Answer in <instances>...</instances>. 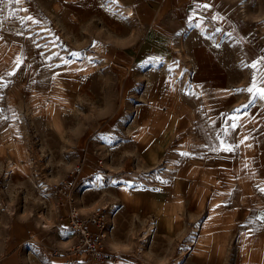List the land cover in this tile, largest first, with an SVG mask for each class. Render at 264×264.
<instances>
[{"label":"crops","instance_id":"obj_1","mask_svg":"<svg viewBox=\"0 0 264 264\" xmlns=\"http://www.w3.org/2000/svg\"><path fill=\"white\" fill-rule=\"evenodd\" d=\"M35 1L21 0L19 4L30 8ZM42 1L55 3L78 21L102 16L105 10L100 0ZM116 1L127 12L117 16L130 20L143 34V40L134 45L133 52L110 64L124 73L131 65L146 67L145 78L151 85L146 86L136 104L135 116L124 137L114 142L106 137L108 142L103 144L98 140L97 149L91 152L84 148L85 141L77 144V155L71 160L82 162L78 177L102 174L103 169L96 164V151L104 157L106 169L134 168L141 172L180 154L188 134L201 153L183 161L173 172L171 182L158 191L129 188L117 183V178L102 188H88L77 197L80 211L88 212L97 203L117 204L105 248L118 251L122 264H148L130 255L128 249L133 245L132 233L149 216L156 221L149 250L158 262L169 254L172 242L180 240L187 221L196 220L202 213L206 233L185 261H207V251L202 255L201 248L214 242V254L222 264L230 257L228 247L237 233L234 264H264V192L260 191L264 189V95L259 92L264 89L263 37L256 27L249 26L234 0ZM195 24L200 28L209 24L222 36L215 41L211 30L196 29ZM14 54L0 36V75L24 61ZM172 69L189 70L195 88L190 102L183 100L177 85L169 79L167 73ZM34 86L42 91L40 85ZM249 88L253 91L249 92ZM55 98L64 100L67 96L59 94ZM50 103L41 106L36 114L44 120L40 124L44 135L59 138L65 130V109L59 100L57 107H50ZM232 113L236 114L235 120ZM228 148L231 150H225ZM52 156L60 161L58 150ZM4 158L11 161L6 173H10L12 181L24 184L29 167L23 145L13 137L0 138V161ZM29 204L28 219L20 215L11 219L8 233L1 230L4 220L0 218V264H63V258L51 252L74 241L72 233L64 230L65 210L59 221L54 214L47 225L42 223L46 219H39L42 205L47 204ZM85 260L87 264H106Z\"/></svg>","mask_w":264,"mask_h":264},{"label":"rangeland","instance_id":"obj_2","mask_svg":"<svg viewBox=\"0 0 264 264\" xmlns=\"http://www.w3.org/2000/svg\"><path fill=\"white\" fill-rule=\"evenodd\" d=\"M100 1L105 9L101 13L102 16L84 21L70 17L55 3L50 4L42 0H36L30 8L23 3L14 4L7 0L0 3V36L15 53L14 56L24 59L11 72H3L0 75V138L4 140L13 137L19 141L23 145L25 163L29 167L26 182L17 185L15 180L10 178V173H6L11 161L7 158L0 161V218L4 220L1 230L5 233L10 230L11 219L19 215L22 219H28L30 202L44 201L47 204L46 208L42 205L44 209L39 212L40 222L46 219L47 221L42 223L48 225L54 214L58 217L56 199L46 189H42V185L64 176L77 162H72L71 157L77 155L76 147L80 141H85L84 148L91 152L92 148L97 149L95 145L98 142H108L106 137L111 138L109 142L124 137L135 116L136 104L141 101L146 86L151 85L145 78L146 67L131 65L124 73L122 68L110 64L122 59L125 53L133 52L134 45L142 42L143 34L130 20L118 17L124 13L114 5H109L107 0ZM234 1L239 12L250 22L249 26L256 27L264 41V30L260 29H264V0ZM27 17H32V20ZM193 26L206 32L211 30L215 41H219L222 36L220 30L218 32V29L212 26ZM88 65H92L91 69ZM88 71L91 72L90 75H87ZM177 72L180 77L175 78L173 69L168 71V77L177 85L183 100L190 102L195 95V88L189 70L177 69ZM36 73L37 76H34ZM34 85H40L42 91L37 90ZM48 85L51 89H47L50 87ZM59 94L66 95L67 98L56 99L55 96ZM56 100H59L60 107L65 109L62 117L65 130L59 138L44 135L40 129L44 120L41 114H36L46 103L51 102L50 107L56 106ZM231 118L235 120L236 114L232 113ZM186 140L187 145L180 154L142 171V174L154 177L156 187L161 186L148 189L158 191L168 185L173 176L165 182L166 175L173 174L190 155L201 153L199 145L195 146L192 142L191 134L186 136ZM57 150L60 161L52 156ZM94 153L103 158L104 165V157L97 151ZM4 205L6 208L2 207ZM203 216L202 213L196 220L187 221L180 232V240H174L169 254L158 262L154 261L149 250L150 240L156 229L154 217L149 216L132 233L133 245L129 247L128 252L148 264H194L192 261H185V258L206 233V228L202 226ZM150 218L155 221V226L149 236L139 241L149 225ZM236 234L228 247L227 254L230 257L225 258L222 264L235 262L232 257L236 250ZM186 243L189 246L187 251ZM213 244L214 242H210L201 248L200 253L205 255L207 251L209 259H203L202 263L196 264H221L219 259H216L218 254H214Z\"/></svg>","mask_w":264,"mask_h":264},{"label":"built area","instance_id":"obj_3","mask_svg":"<svg viewBox=\"0 0 264 264\" xmlns=\"http://www.w3.org/2000/svg\"><path fill=\"white\" fill-rule=\"evenodd\" d=\"M107 2L125 14L126 11L119 2L116 0H107ZM206 26L209 27L210 25L206 24ZM175 77H180V74L175 75ZM96 164L98 167L103 168V158L99 155ZM81 168L82 162L77 161L64 176L42 185V189H46L56 199V205L59 208L58 221L61 219V211L65 210L67 227L64 230L71 232L74 237V241L70 245L62 249H54L51 254L63 258V264H87L86 258L106 264H122L118 251H106L105 248L106 239L111 229V215L117 208V204L97 203L87 214H84L77 205V197L88 188L98 189L105 186L113 178H117V183L129 188L156 189L161 186L156 187L157 183H155L154 177L144 175L137 169L114 171L103 168L101 175L90 174L78 177ZM165 172L167 173L168 170ZM172 176V173L166 175L165 182L169 181ZM2 207L6 208L5 205ZM148 221L149 225L140 236L139 241L149 236L155 226L153 219L150 218ZM191 243H193V240ZM186 245L185 249L187 251L189 248L188 243Z\"/></svg>","mask_w":264,"mask_h":264},{"label":"snow or ice","instance_id":"obj_4","mask_svg":"<svg viewBox=\"0 0 264 264\" xmlns=\"http://www.w3.org/2000/svg\"><path fill=\"white\" fill-rule=\"evenodd\" d=\"M3 2H4V0H0V3H3ZM11 2L14 3V4H19V3H21V0H11ZM203 7H208V5H204ZM0 11H2V9H0ZM27 19L28 20H32V17H27ZM33 22H36V21H33ZM73 55H78V54L73 53ZM17 63L19 64V59H18ZM66 63H67V61H66ZM253 67H255V65H253ZM253 87H255V85H253ZM248 91L252 92L253 89L249 88ZM259 92H260L261 95H264V89H260ZM225 150L230 151L231 149L228 148V149H225ZM182 155H188V154L187 153H182ZM260 191L264 192V189H260ZM261 219H264V217H261Z\"/></svg>","mask_w":264,"mask_h":264},{"label":"bare ground","instance_id":"obj_5","mask_svg":"<svg viewBox=\"0 0 264 264\" xmlns=\"http://www.w3.org/2000/svg\"><path fill=\"white\" fill-rule=\"evenodd\" d=\"M122 6V5H121ZM122 8H123V6H122ZM124 9V8H123ZM125 10V9H124ZM175 75H179L178 74V72H177V70L175 71V73H174ZM175 78H177V77H175Z\"/></svg>","mask_w":264,"mask_h":264}]
</instances>
